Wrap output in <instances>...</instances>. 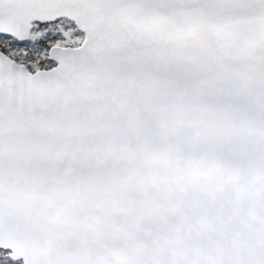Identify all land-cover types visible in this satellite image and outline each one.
Returning a JSON list of instances; mask_svg holds the SVG:
<instances>
[{
  "label": "snow or ice",
  "instance_id": "obj_1",
  "mask_svg": "<svg viewBox=\"0 0 264 264\" xmlns=\"http://www.w3.org/2000/svg\"><path fill=\"white\" fill-rule=\"evenodd\" d=\"M0 264H264V0H0Z\"/></svg>",
  "mask_w": 264,
  "mask_h": 264
}]
</instances>
